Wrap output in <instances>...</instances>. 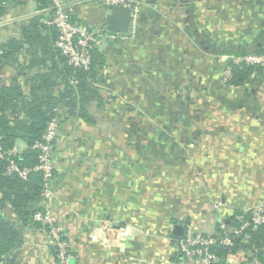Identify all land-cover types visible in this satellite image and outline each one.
I'll return each mask as SVG.
<instances>
[{
    "label": "crops",
    "instance_id": "crops-1",
    "mask_svg": "<svg viewBox=\"0 0 264 264\" xmlns=\"http://www.w3.org/2000/svg\"><path fill=\"white\" fill-rule=\"evenodd\" d=\"M134 1L124 36L104 28L111 8L73 7L107 40L91 118L66 112L55 144L51 205L68 231L70 264H178L186 225L214 235L223 217L264 202V83L223 79L229 57L264 52V0ZM18 6L2 15L34 3ZM6 20L0 45L20 37L26 17ZM18 57L26 69L3 61L4 80L44 70L29 66L26 51ZM101 223L113 228L111 245L90 238ZM52 247L47 232L25 227L13 264H57ZM224 261L259 264L245 251Z\"/></svg>",
    "mask_w": 264,
    "mask_h": 264
},
{
    "label": "trees",
    "instance_id": "trees-1",
    "mask_svg": "<svg viewBox=\"0 0 264 264\" xmlns=\"http://www.w3.org/2000/svg\"><path fill=\"white\" fill-rule=\"evenodd\" d=\"M37 5L45 8L48 0H37ZM2 12H7L5 7H0ZM20 31L19 38L12 37L0 45V67L4 61L24 71L26 67L20 65L18 55L26 51L29 66H42L44 70L28 77L25 82L19 81V74L8 82L0 72V145L2 149L9 150L17 140L24 141L25 149L14 159L21 167H33L37 164L38 153L33 145L41 139L50 118L56 115V107H65L70 116L91 118L88 106L99 97L101 76L96 66L102 63L103 56L95 48L89 68L68 64L66 57L54 46L57 29L40 23L39 15L27 18ZM227 66L230 67L228 84L240 86L253 76L258 81L256 86L264 83L262 65L229 60ZM25 86H28L27 90ZM6 164L7 160L0 158V209L5 210L0 214V264H13L16 253L12 251L22 241L23 228L38 225L33 214L39 208L42 175L39 171L31 172L27 180L8 176L5 174ZM237 216L250 220L252 210L235 212L229 223L237 225ZM230 236L231 245L213 247L219 259L245 251L248 261L264 264V223L256 229L249 226L242 233H231ZM52 249L56 255V248Z\"/></svg>",
    "mask_w": 264,
    "mask_h": 264
},
{
    "label": "built area",
    "instance_id": "built-area-1",
    "mask_svg": "<svg viewBox=\"0 0 264 264\" xmlns=\"http://www.w3.org/2000/svg\"><path fill=\"white\" fill-rule=\"evenodd\" d=\"M34 3V8L24 12L25 14H16L7 17L0 13V27L5 25L6 19H22L39 15V22L55 27L58 35L55 39L54 46L64 55L67 63L76 67L89 68L91 64L92 51L99 48L102 43V35L95 30L80 22L76 18L73 10L75 5L89 3L95 7L109 10L113 5L129 7L132 13H138V4L134 0H48V6L39 8L37 0H0V7L6 9L14 4H19L24 9H28L29 2ZM75 15V17H74ZM5 16V17H3ZM106 26V27H105ZM104 28L108 29V25ZM1 55V52H0ZM235 63L246 65L264 66L263 53H244L235 57H229ZM230 77V67L226 66L223 72L225 82ZM73 83L75 80H71ZM56 115L50 118L41 139L33 145L37 150V164L33 167L19 166L14 157L19 154L17 147L14 145L9 150L2 149L0 145V158H5L7 164L5 174L8 176H17L27 180L31 172L39 171L42 175V191L39 201V208L33 214V220L38 223L36 230L38 232H47L50 235L52 246L56 248L57 264H70L73 257V251L70 246V239L66 226L59 220L56 212L52 208V201L56 198L55 191L52 187V181L55 174V144L58 137L61 122L66 118V108L59 106L55 108ZM7 155V156H6ZM222 203L220 201L213 204V209L221 211ZM250 220L237 216L238 224H230L223 217L219 220L218 231L214 235H206L194 231L186 225L182 237L177 240V253L181 255L178 264H221V260L215 254L213 247L217 245L229 246L232 244L231 233L240 234L245 228L251 226L256 229L258 225L264 223V202L257 207L252 208ZM111 224L101 223L92 227L90 238L100 240L106 245H111L114 241L110 239L112 231ZM116 234V233H114ZM117 238V234L115 236Z\"/></svg>",
    "mask_w": 264,
    "mask_h": 264
},
{
    "label": "water",
    "instance_id": "water-1",
    "mask_svg": "<svg viewBox=\"0 0 264 264\" xmlns=\"http://www.w3.org/2000/svg\"><path fill=\"white\" fill-rule=\"evenodd\" d=\"M130 8L123 7L118 5H113L106 15L109 19L108 28L111 32L118 33L119 35L124 36L127 33L129 27L133 24L130 18ZM102 41H106L105 37H101ZM177 230L181 231L180 227L175 228V232ZM223 264H227L226 261Z\"/></svg>",
    "mask_w": 264,
    "mask_h": 264
},
{
    "label": "rangeland",
    "instance_id": "rangeland-1",
    "mask_svg": "<svg viewBox=\"0 0 264 264\" xmlns=\"http://www.w3.org/2000/svg\"><path fill=\"white\" fill-rule=\"evenodd\" d=\"M29 5H30V6H33V2L30 1V2H29ZM19 7L21 8V5L18 6L17 8L20 9ZM20 10H21V9H20ZM17 11H18V10H17Z\"/></svg>",
    "mask_w": 264,
    "mask_h": 264
}]
</instances>
